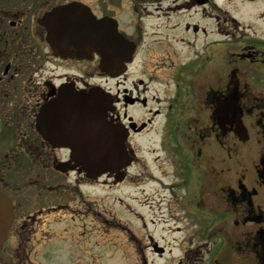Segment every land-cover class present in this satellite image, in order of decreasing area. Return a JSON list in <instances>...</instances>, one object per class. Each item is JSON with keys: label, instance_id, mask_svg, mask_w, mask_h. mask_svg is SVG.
Segmentation results:
<instances>
[{"label": "flooded vegetation", "instance_id": "af4514ba", "mask_svg": "<svg viewBox=\"0 0 264 264\" xmlns=\"http://www.w3.org/2000/svg\"><path fill=\"white\" fill-rule=\"evenodd\" d=\"M70 2L112 18L134 44L124 72L110 77L95 53L53 52L39 19ZM170 14L180 15L174 32L147 43L144 36L165 31L159 18ZM149 62L162 74L148 71ZM93 87L110 96L107 122L127 134L130 162L116 173L87 174L77 162L85 157L87 120L62 111L65 93ZM45 102L54 109L48 130L36 126ZM143 134L154 144L144 156L136 144ZM0 137V184L13 210L0 264H40L52 233L42 229L49 240L36 247L34 234L46 216L74 202L75 219H101L97 206L82 209L86 190L97 187L102 201L104 187L123 182L152 183L162 193L170 242L148 233L140 249L174 253L173 264H264V0H0ZM28 188L33 197L21 198ZM50 195L56 206L47 205Z\"/></svg>", "mask_w": 264, "mask_h": 264}, {"label": "rangeland", "instance_id": "374dc122", "mask_svg": "<svg viewBox=\"0 0 264 264\" xmlns=\"http://www.w3.org/2000/svg\"><path fill=\"white\" fill-rule=\"evenodd\" d=\"M180 15L170 14L169 16L161 15L160 20L163 23L162 29L157 34L151 32L147 33L144 40L148 43L150 35L153 40L165 39V35L170 32H174V24L179 20ZM146 25H154L153 22L148 21ZM159 29V28H158ZM162 37H157L161 36ZM138 63V62H137ZM161 59L157 60L156 65L161 66ZM165 63L169 64L166 60ZM165 64V65H167ZM135 63L131 65L129 75L132 76L131 71L135 73ZM144 67L148 71L161 75L159 70L153 71L154 63H146ZM166 70V69H165ZM167 71V70H166ZM129 76L130 78H133ZM155 88V87H153ZM152 92V90H151ZM7 119L11 121L8 116ZM9 130V129H8ZM8 133V131H7ZM9 135V133H8ZM6 136V134H5ZM1 138V137H0ZM136 144H138V154H146L150 146H154L147 140V135H141ZM6 145L0 140V154L2 151H6ZM22 166L25 162L21 161ZM250 169V163L248 164ZM134 171V170H133ZM0 175H1V161H0ZM11 180V193L14 199H16L17 185ZM148 185L152 183L144 184L138 187L131 186L129 182H123L116 187H104L101 191L102 201L96 202V195L99 192L97 187L88 188L86 190L85 199L86 202H82V209H86L89 212H94L97 206L98 210L103 212L101 219L79 218L75 219L74 216L78 214L79 207L74 202L70 203V207L67 209H61L55 211L49 216L45 217L44 222L40 226V230L34 235V247L41 242L43 245L49 239H44L40 234L42 229L50 230L52 233V239L48 242L39 252L40 258H38L40 264H173L175 255H171L166 252L159 257L148 253L141 247L136 246L138 241H145L146 235L150 233L156 237L159 241L163 239L165 245L168 246L170 242V233H166L163 230V223L161 221L164 213V202H161V192L152 191ZM31 188L26 189L21 195V198H32ZM47 190H45V194ZM50 200L47 199L48 206H56L54 197L50 195ZM33 206V204H27ZM53 216V217H52ZM149 219H153V222H149ZM53 220L52 223L50 221ZM50 223V224H49ZM188 226V225H187ZM145 239V240H144ZM45 241V242H44ZM44 242V243H43Z\"/></svg>", "mask_w": 264, "mask_h": 264}, {"label": "water", "instance_id": "95a60500", "mask_svg": "<svg viewBox=\"0 0 264 264\" xmlns=\"http://www.w3.org/2000/svg\"><path fill=\"white\" fill-rule=\"evenodd\" d=\"M39 22L45 27L47 38L55 54L72 58H90L93 53H96L100 57V70L108 73L113 70L119 72L123 62L130 60L133 46L117 31L116 22L108 17L96 18L78 2L54 6L39 19ZM99 94L101 92L95 91L83 94L67 93L64 96L70 100L64 104L77 105L74 108L78 112H87L91 115L88 119H93L95 106L102 104V101L97 98ZM68 109L66 106L62 111ZM53 110L51 103H46L36 119V126L48 130L50 113ZM94 118L96 119V116ZM98 120L101 118L98 117ZM107 126L104 124V130H109ZM87 142L88 156L79 160L87 171H113L128 162V158L125 160L126 157H124L122 138L112 141L105 135L98 138L95 136ZM97 142L100 143V147L103 146L101 154L95 150ZM12 218L11 201L0 189V249Z\"/></svg>", "mask_w": 264, "mask_h": 264}]
</instances>
